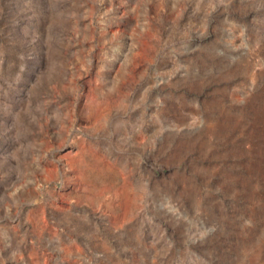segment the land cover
Wrapping results in <instances>:
<instances>
[{"label":"rangeland","instance_id":"rangeland-1","mask_svg":"<svg viewBox=\"0 0 264 264\" xmlns=\"http://www.w3.org/2000/svg\"><path fill=\"white\" fill-rule=\"evenodd\" d=\"M0 264H264V0H0Z\"/></svg>","mask_w":264,"mask_h":264}]
</instances>
